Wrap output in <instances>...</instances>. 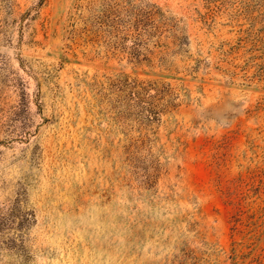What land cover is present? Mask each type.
I'll return each mask as SVG.
<instances>
[{"label": "rangeland", "instance_id": "rangeland-1", "mask_svg": "<svg viewBox=\"0 0 264 264\" xmlns=\"http://www.w3.org/2000/svg\"><path fill=\"white\" fill-rule=\"evenodd\" d=\"M0 264H264V0L0 10Z\"/></svg>", "mask_w": 264, "mask_h": 264}, {"label": "trees", "instance_id": "trees-1", "mask_svg": "<svg viewBox=\"0 0 264 264\" xmlns=\"http://www.w3.org/2000/svg\"><path fill=\"white\" fill-rule=\"evenodd\" d=\"M11 2H12V0H0V10L3 11L7 7L10 8ZM156 86L157 85H156L155 82H150L149 84H145V85H142L139 82L138 83H134V85L126 82L123 85L124 88H127L128 90H131L130 91L131 92L130 96L131 97H136L137 100H139V102L141 101V99H140L141 98V96H140L141 92L147 91V90H151L152 88H154ZM152 111H153V109L146 110V113H148L149 119H151V117L154 116L155 113H157V112H152Z\"/></svg>", "mask_w": 264, "mask_h": 264}]
</instances>
